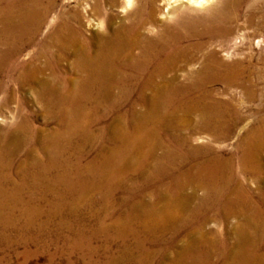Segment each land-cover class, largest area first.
Listing matches in <instances>:
<instances>
[{
  "label": "bare ground",
  "instance_id": "1",
  "mask_svg": "<svg viewBox=\"0 0 264 264\" xmlns=\"http://www.w3.org/2000/svg\"><path fill=\"white\" fill-rule=\"evenodd\" d=\"M74 1L0 0V108L18 104L0 125V264H264L246 184L264 170V59L224 43L247 0Z\"/></svg>",
  "mask_w": 264,
  "mask_h": 264
},
{
  "label": "rangeland",
  "instance_id": "2",
  "mask_svg": "<svg viewBox=\"0 0 264 264\" xmlns=\"http://www.w3.org/2000/svg\"><path fill=\"white\" fill-rule=\"evenodd\" d=\"M74 1V0H73ZM71 1V0H65V5L67 4V6L68 7H75L76 6V1ZM77 1H81V2H86V3H88V4H91V3H93L94 2V0H77ZM104 0H101V8L103 9V11L105 10L106 12H113L114 13V11H115V13L117 12V13H121V11H119V10H121V8L120 7H122L123 5H124V2L123 3H121L120 5H118L117 7L116 6H110L108 3H105V1L103 2ZM75 3V4H74ZM259 3V4H258ZM70 6H69V5ZM106 4V5H105ZM250 4V5H249ZM253 5V6H252ZM105 6V7H104ZM108 6V7H107ZM244 6V7H243ZM255 6V7H254ZM83 7V6H82ZM112 7V8H111ZM134 8L136 7V6H133ZM129 8V10H127L125 13L127 14V13H130V10L132 11L134 8ZM241 7V10H240V14H241V17H240V19H239V21L237 22V24L235 25L236 27H235V33H234V35L231 37V39L233 40H231V39H228L227 41H225L224 43L226 44V45H229V46H232V45H235V44H237V45H242V43H243V45L242 46H244L245 47V49H244V53L242 54V57H248L249 56V54L250 55H253V61H255V62H257L258 63V65L259 66H262V63L263 62H260V61H262V59H264V43L262 44V45H260V46H257L256 45V42H257V40L260 38V36H262V37H264V31L263 30H261V31H257V36L255 37V38H253V41H251L250 43L249 42H247V41H243L242 42V38L241 37H243V34L246 32V31H249V30H251V31H253V29H251L248 25V23H247V15L246 14H248L249 12H250V10L252 9V10H254L255 9V13H256V16H255V19L256 20H259L260 18H262L261 16L263 15L264 16V0H247V1H245V3H243L242 4V6H240ZM117 8V9H116ZM254 8V9H253ZM110 9V10H109ZM89 11H91L90 10V8L88 9ZM104 11V12H105ZM85 14L87 15L88 14V12H85ZM121 14H124L123 12L121 13ZM125 14V15H126ZM246 15V16H245ZM258 15V16H257ZM87 19L88 18H86L85 17V21H86V23H85V27H86V30H87V32H92V31H96V29H95V27H92V26H87L88 25V22H87ZM91 24H94L95 25V21L94 22H90ZM103 27H105V23H104V25L102 26V28H100V29H104ZM91 28V29H90ZM95 29V30H94ZM248 29V30H247ZM46 34V31H44L43 33H42V36L43 35H45ZM228 42V43H227ZM248 44V45H247ZM251 46V48H249ZM261 59V60H260ZM218 87H220V86H218ZM221 88V90H223L222 89V87H220ZM28 91L30 92L31 91V93H29V92H25V94H26V98H27V100H26V103H25V105H24V110L27 112V113H30V112H32V113H35V114H39L40 115V117L38 116V117H36L34 120H33V124H34V126H36V127H44L45 126V120L41 117V112H43V110H42V108H41V106L38 104V103H36L35 101H33L34 100V97H35V95L33 94L34 92L32 91V89H28ZM239 89H235V91H234V93L236 94V96L238 97V99H240V101H242L243 102V104L244 105H242V106H246V109L248 108V107H252L253 105H254V103H251L250 102V100L248 99V98H246L244 95H243V93H241V91H240V93H239ZM34 95V96H33ZM245 100V101H244ZM16 107H18V104L16 103V102H12V103H9L8 105H6V106H4V107H2V108H0V125H3V126H8V125H11L12 123H11V118H10V115H11V111H14V110H16ZM166 135V134H165ZM199 136V137H198ZM202 136V140L200 139V137ZM206 136V137H205ZM166 137L167 138H169V139H173V138H175V135H173V134H171L170 133V136H167L166 135ZM205 137V138H204ZM204 138V139H203ZM209 138H211L210 137V135H207V134H201V135H194V141H193V144H196V145H199V144H201V143H203V142H211L212 144L214 143V146L215 145H217V147L218 148H225L226 147V150H231V148L234 146V144L235 145H237V138L235 139V138H229V139H227V141L225 142V143H223V145L222 144H219L218 142H213V140H211V139H209ZM197 139H199V140H197ZM217 143V144H216ZM222 145V146H221ZM255 176H258L259 178L261 177V181H258V180H251V179H253V178H255ZM247 177H248V179H249V181H248V183H246L247 184V186L250 188V190L253 192V190H254V192H253V195H254V200H253V204H254V206H259V208H257V209H259V213L261 214V213H263L264 214V199H263V197H262V195L260 194V191H264V189H262L261 190V188H260V186L261 187H263L264 188V170L261 172V173H257V175L255 174V175H247ZM263 181V182H262ZM255 183V184H254ZM259 183V184H258ZM256 186V187H255ZM259 189V190H258ZM262 198V199H261ZM258 200V201H257ZM258 203V204H257ZM236 204V203H235ZM263 204V205H262ZM234 211V210H233ZM232 211V213H228V211L226 212V210L224 211H220L219 212V214H224V216H226L227 218H228V220H227V222H226V224L227 223H229V224H231V225H235V224H237L238 222H239V220L241 219L242 220V218L244 219V218H246V215L247 216H250V214H253V213H245V214H243V215H245V217H243V215H240V213H238L236 210L233 212ZM236 212V213H235ZM226 213V214H225ZM234 213V214H233ZM239 215V219H238V215ZM249 214V215H248ZM254 214H256V213H254ZM229 215H231V217L229 216ZM212 216H214V217H217L216 215H212ZM219 216V215H218ZM230 217V218H229ZM235 217V218H234ZM212 220H213V218H212ZM212 220H210L208 223H207V228H208V225H209V228L210 229H214V230H216L217 232H219L220 233V235L221 234H223L224 235V233H226V224H225V222L224 223H218V221L217 222H215L214 220L212 221ZM243 221V220H242ZM208 228V229H209ZM184 233L185 234H187L188 233V230H186L185 232H182V234L184 235ZM261 234H263L264 235V232H262ZM230 238H229V240H231V241H234L235 240V238L232 236V235H230L229 236ZM98 245L100 244L101 245V238L96 242ZM260 244H262V241H260ZM19 250H22V249H19ZM80 252L81 251H76V252H74L73 254H71V257H72V259L73 260H75L76 261V264H81L80 263V261H81V258H80ZM100 255L101 254H103V251H100V253H99ZM77 257V258H76ZM43 258H44V260H43ZM99 259V256H95V260L96 259ZM33 260V261H32ZM38 263H44L45 262V257L43 256H40V257H38L37 259H31L30 261H31V263L32 264H36L37 262ZM36 262V263H35Z\"/></svg>",
  "mask_w": 264,
  "mask_h": 264
}]
</instances>
